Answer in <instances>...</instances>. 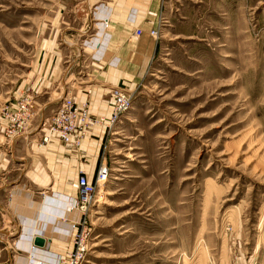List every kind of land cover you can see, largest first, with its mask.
<instances>
[{"label": "rangeland", "instance_id": "374dc122", "mask_svg": "<svg viewBox=\"0 0 264 264\" xmlns=\"http://www.w3.org/2000/svg\"><path fill=\"white\" fill-rule=\"evenodd\" d=\"M157 1L160 37L142 81L102 83L109 100L131 93L132 106L105 130L109 177L88 214L84 264H264V0ZM106 2L0 0V264L16 256L7 244L24 239L3 233L6 212L21 213L13 198L48 192L28 177L13 182L17 157L31 158L23 149L43 144L10 145L8 118L29 97L34 129L41 108L44 120L58 98H74L75 73L63 84L48 62L56 73L68 42L101 41L94 10Z\"/></svg>", "mask_w": 264, "mask_h": 264}, {"label": "crops", "instance_id": "0c3cea01", "mask_svg": "<svg viewBox=\"0 0 264 264\" xmlns=\"http://www.w3.org/2000/svg\"><path fill=\"white\" fill-rule=\"evenodd\" d=\"M157 5V0L106 2L94 10L97 11V21L105 26L103 36L100 35L101 41L93 38V41L87 42L86 46L81 44L79 47L68 42L66 46L70 50V56L64 58L65 64L68 65L59 67L56 73V68L50 71L51 61L48 62L49 75L56 74L58 78L60 75L63 76V84L71 71L75 73L73 74L75 79L80 81L77 82L80 85L78 90L73 92L75 104L80 105L86 100L89 113L94 118H104L108 121L111 116L113 101L108 99V89L102 83H120L128 87H136L142 81L157 48L158 41L149 35V31L157 27ZM85 7L88 9V5ZM94 14V12L90 13V20L92 15L94 19ZM84 24L83 21V26L78 31L81 36L84 35L81 32L86 27ZM136 29L142 30L140 37H133ZM98 41L104 45L97 48ZM43 108L45 109V104ZM39 112V125L10 141V145L15 147L20 139L29 142L37 137L41 139L40 124L44 118V110L41 108ZM105 130V127L94 128L83 140L82 159L74 151L55 140L43 145L41 149L34 148L32 144L29 146L30 149H23L24 154L30 156V159L17 157L21 169L13 182L28 177L30 182L44 186L48 192L39 202L34 201L32 196L28 197L26 193H23V198H13L15 206L18 205L16 209L21 210V213L6 212L12 228H3V233L11 236L22 231L24 239L17 236L12 239L11 244H7V247L16 253V256L9 259V264H56L58 257L64 256L71 249V245L64 237L69 233L72 220L77 218V214L71 209L73 202L71 198H75L77 192L75 179L77 173L82 170L88 182L94 183L101 162L99 156ZM37 152L40 153L38 167L35 160ZM14 190L15 188L11 190V194ZM61 218L66 219L67 222L62 221ZM35 236L45 240L43 247L33 245Z\"/></svg>", "mask_w": 264, "mask_h": 264}, {"label": "built area", "instance_id": "2783aa9c", "mask_svg": "<svg viewBox=\"0 0 264 264\" xmlns=\"http://www.w3.org/2000/svg\"><path fill=\"white\" fill-rule=\"evenodd\" d=\"M141 29L133 32V37H140ZM149 35L157 40L160 37L158 30H151ZM29 97L18 103L9 116V125L6 126V138L8 142L18 138L28 130L32 122V106ZM112 110L108 121L104 118H94L89 113L86 102L75 104L74 98L67 93L60 99V105L50 118L44 119L41 124V143L47 145L55 140L69 150L74 151L80 159L83 158L81 145L88 136L93 123L110 129L112 124L119 120L132 106V94L125 90L113 91ZM109 177V168L102 162L97 170L94 183H89L85 173L80 170L75 179L78 197L71 204L73 213L77 218L72 220L69 227L71 249L59 256L56 264H84L90 231L88 229V214L96 201V189L106 183ZM63 220V219H62Z\"/></svg>", "mask_w": 264, "mask_h": 264}, {"label": "water", "instance_id": "95a60500", "mask_svg": "<svg viewBox=\"0 0 264 264\" xmlns=\"http://www.w3.org/2000/svg\"><path fill=\"white\" fill-rule=\"evenodd\" d=\"M45 244V240L39 236H35L33 239V245L35 247H43Z\"/></svg>", "mask_w": 264, "mask_h": 264}, {"label": "bare ground", "instance_id": "6f19581e", "mask_svg": "<svg viewBox=\"0 0 264 264\" xmlns=\"http://www.w3.org/2000/svg\"><path fill=\"white\" fill-rule=\"evenodd\" d=\"M100 127V126H99ZM86 139V138H85Z\"/></svg>", "mask_w": 264, "mask_h": 264}]
</instances>
